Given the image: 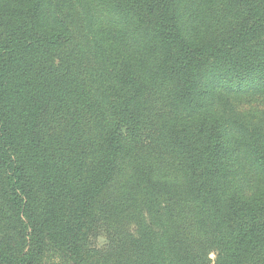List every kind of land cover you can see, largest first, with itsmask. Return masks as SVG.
I'll return each mask as SVG.
<instances>
[{
    "label": "trees",
    "instance_id": "trees-1",
    "mask_svg": "<svg viewBox=\"0 0 264 264\" xmlns=\"http://www.w3.org/2000/svg\"><path fill=\"white\" fill-rule=\"evenodd\" d=\"M262 104L264 0H0V264H264Z\"/></svg>",
    "mask_w": 264,
    "mask_h": 264
},
{
    "label": "rangeland",
    "instance_id": "rangeland-1",
    "mask_svg": "<svg viewBox=\"0 0 264 264\" xmlns=\"http://www.w3.org/2000/svg\"><path fill=\"white\" fill-rule=\"evenodd\" d=\"M264 110V104L253 106L255 113ZM134 173L131 168H123L117 175L113 183L110 185L109 197L106 207L109 210L106 218L97 225V231L92 239L93 244L100 250L112 249L116 243L124 241L127 235L135 230V216L129 211L128 203L131 201L130 193L134 187ZM183 205L184 219L183 228L191 237L197 235V228L194 227L196 217H192L190 212H185ZM192 206L190 207L191 210ZM216 252L211 251L209 258L215 261Z\"/></svg>",
    "mask_w": 264,
    "mask_h": 264
}]
</instances>
